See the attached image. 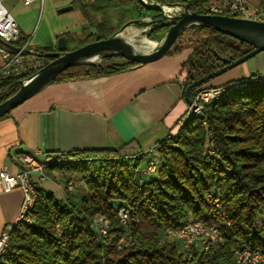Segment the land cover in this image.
Masks as SVG:
<instances>
[{
    "label": "trees",
    "instance_id": "1",
    "mask_svg": "<svg viewBox=\"0 0 264 264\" xmlns=\"http://www.w3.org/2000/svg\"><path fill=\"white\" fill-rule=\"evenodd\" d=\"M156 1L210 13V0ZM83 7L92 31L80 39L79 34L70 35L75 47L120 31L147 10L139 0H92ZM91 11L99 21L93 20ZM157 17L152 29L156 36L172 25L167 17ZM189 43L185 88L215 70L219 55L235 59L251 49L212 30L201 31ZM50 52L44 48L38 55ZM115 59L124 60L107 54L104 64L71 66L61 80L111 76L135 64ZM215 78L193 89L192 99L199 88L214 86ZM1 83L7 90L20 87L13 79ZM202 113L184 119L176 133L158 144L161 164L154 178L142 171L149 161L137 141L116 149L51 155L46 174L59 173L66 189L72 180L78 184L63 196L37 187L40 200L31 213L32 222H19L10 231L0 264H226L237 249L264 247V83L247 82L205 103ZM121 208L129 211L125 223L119 217ZM97 217L104 218L106 235L94 229ZM195 220L217 224L222 239L208 250H185L166 238L168 229Z\"/></svg>",
    "mask_w": 264,
    "mask_h": 264
},
{
    "label": "crops",
    "instance_id": "2",
    "mask_svg": "<svg viewBox=\"0 0 264 264\" xmlns=\"http://www.w3.org/2000/svg\"><path fill=\"white\" fill-rule=\"evenodd\" d=\"M73 1L44 0L42 3L36 0L25 4L23 0H2V3L19 25V44L30 38V47L38 55L44 48L56 51L58 38L62 35L67 39L68 47H75L70 35L79 34L82 28L77 32L66 30L60 18L63 12L58 11L67 5L74 8ZM247 1L259 6L257 0ZM42 8L43 21L36 28L37 14ZM181 45L184 46V42ZM181 49L159 61L141 65L135 76L113 92L102 96L59 92L34 97L1 117L0 171L7 165L14 172L20 171L24 154H31L46 165L51 161V155L58 152L116 149L130 141H137L145 159L149 154V160H156L159 166L161 158L158 161L153 157L155 150L161 157L158 144L176 133L178 122L190 107L184 95L186 50ZM262 74L264 51L219 75L211 83L221 85ZM44 172L45 169L42 173H31L36 186L57 194L59 190L52 186ZM22 201L20 189L4 192L0 185V236L14 226Z\"/></svg>",
    "mask_w": 264,
    "mask_h": 264
},
{
    "label": "water",
    "instance_id": "3",
    "mask_svg": "<svg viewBox=\"0 0 264 264\" xmlns=\"http://www.w3.org/2000/svg\"><path fill=\"white\" fill-rule=\"evenodd\" d=\"M139 1L147 10L159 12L160 15L173 20L171 27L165 33L163 43L152 50L141 51L138 48L140 45L125 34L124 29L127 25L116 33L96 37L71 49L68 47L66 37L62 35L58 38L56 51L39 54L40 57L51 58V61L45 63L33 73L28 81H20L18 90L0 101V118L29 102L53 80H59L69 67L77 64H93L85 61L86 58L92 56L103 58L107 54H115L137 65L153 63L176 51L183 43L184 35L194 26H197L201 31L212 30L230 35L238 41L248 44L251 49L235 59L219 55L218 60L221 61L222 66L193 81L186 87L184 95L189 105H193L191 97L193 89L264 51V20L224 14H200L189 10L185 5H175L182 7V11L169 15L166 8L174 5L152 3L146 0ZM72 8L73 5L64 6L58 11L65 12ZM143 20L145 19H139V21ZM135 21L138 20H134L129 24H133ZM0 42L8 48L17 50L16 46L6 43L2 39H0ZM189 55L187 54L185 57L188 58ZM198 114L203 116L202 112Z\"/></svg>",
    "mask_w": 264,
    "mask_h": 264
},
{
    "label": "built area",
    "instance_id": "4",
    "mask_svg": "<svg viewBox=\"0 0 264 264\" xmlns=\"http://www.w3.org/2000/svg\"><path fill=\"white\" fill-rule=\"evenodd\" d=\"M34 1L36 0H23L25 4H31ZM40 1L42 3L44 2V0ZM210 2L211 3L208 6L210 13L224 15L239 13L240 17L264 20V0H257L259 3L258 7L254 6L247 0H210ZM166 10L167 14L173 15L180 13L182 7L171 6L169 8L167 7ZM171 10H174L176 13H171ZM143 21L148 23L146 26L149 27V33L157 24V17L156 15H153ZM143 21H140L138 24L142 25ZM168 22L172 23L173 20L168 18ZM200 32L201 30L197 26L191 27L184 35L183 42L196 37ZM20 37V28L16 19L4 6L2 0H0V39L17 47V50H13L4 44L0 45V54L3 58V64L0 68V101L18 90H5L7 85L3 86L1 80L13 79L26 82L33 73L44 65L41 58L36 55V51L30 47V38L19 44ZM260 78H264V74L232 82H234V84H240L245 81H259ZM223 87H226V83L199 88L193 98V105H190L188 111H202L204 104L211 102L216 91ZM2 88H4V91ZM147 168L148 174H153L154 161L151 160ZM44 169V163L38 162L31 154H24L22 156V169L20 171L14 172L8 165L4 166L0 171V185L2 191L9 192L14 189H20L23 193V201L17 217H22V206L29 201V194H31L32 191H38L31 173L34 171L42 173ZM71 187L72 183L70 182L69 188ZM128 215L129 211L126 208L120 209V219H127ZM25 220L27 219L25 218ZM209 225L210 224L203 220H196L195 224L187 223L183 225V227L168 229L165 236L175 239L185 249L186 246H194L195 233H202L203 242H205V250H208L211 245L222 239L212 237L209 233ZM94 226L97 229L99 224L94 223ZM4 234L5 231L0 236V249L5 246ZM106 234L107 233L104 230V234L102 235ZM229 264H264V251L254 250L237 252V260H233Z\"/></svg>",
    "mask_w": 264,
    "mask_h": 264
},
{
    "label": "bare ground",
    "instance_id": "5",
    "mask_svg": "<svg viewBox=\"0 0 264 264\" xmlns=\"http://www.w3.org/2000/svg\"><path fill=\"white\" fill-rule=\"evenodd\" d=\"M149 27L148 26H142L140 24H129L125 29L124 32L126 35H128L133 41L141 44L140 47L145 48L147 50H152L156 47H158L161 43L164 42V36H148L146 33H148ZM205 31V30H204ZM190 50L187 49L185 51V55L189 54ZM85 61L92 62L94 64H104L105 61L99 57V56H92L89 58H86ZM141 67L140 65L133 66L131 68H128L126 72L123 73H117L114 75H111L109 77H103L100 79H80V80H74L71 82L63 83L59 80H53L49 84H47L35 97L42 98L47 96L48 94L52 93H76L78 95H85V94H92V95H105L107 93L113 92L119 88H121L124 84H126L133 76L136 75L140 71ZM247 82H261L264 83V78H260L259 81H245L244 83L240 84H234V82H227L226 87L220 88L216 91V93L213 95L212 100L217 99L219 97L224 96L225 94L240 88ZM202 111H188L182 120L187 119L191 117L193 113H199ZM46 167V165H45ZM157 164L154 161V169L153 173H156ZM146 173H148V168L146 169ZM154 175V174H153ZM40 200V192L38 191H32L31 194H29V201L22 206V217H17L15 224L11 229L5 231L4 234V241L5 246L0 249V256L5 252V249L8 245L9 241V234L10 231L19 223V222H32L31 213L34 210L36 203ZM25 218L27 220H25ZM123 223L127 221V219H120ZM195 221L189 222L188 224H195ZM94 223H98L99 227L94 226V229L101 234H104V230L107 233V224L105 220H95ZM183 227V226H181ZM209 233L212 235V237L215 238H222L219 233V226L217 224H210L209 225ZM192 247H200L205 250V242H203V234L202 233H195L194 238V246H186L185 250L190 249ZM264 251V247H245L237 249L234 253L233 260H237V252H248V251ZM191 255V254H189ZM229 264V263H226Z\"/></svg>",
    "mask_w": 264,
    "mask_h": 264
},
{
    "label": "rangeland",
    "instance_id": "6",
    "mask_svg": "<svg viewBox=\"0 0 264 264\" xmlns=\"http://www.w3.org/2000/svg\"><path fill=\"white\" fill-rule=\"evenodd\" d=\"M89 1H92V0H74L73 2L75 3V5H74V8L72 9V10H68V11H65V12H63V13H61L60 14V18L62 19V23L64 24V26L65 27H67L66 28V30H68V31H79L81 28H82V30H81V32H82V34L80 35V33H79V35L77 36V38H85V36L86 35H88V34H90V32L92 31V28H90V25H89V20H88V18H86V14H85V11H84V4H86L87 2H89ZM121 1H125V0H121ZM146 1H148V2H152V3H156L157 1L156 0H146ZM164 5H167V4H164ZM67 6H69V5H67ZM175 6V5H174ZM169 7H171V6H168V8ZM91 13V16H92V18H93V20L95 21V22H97V21H99V15L97 14V13H95L94 11H91L90 12ZM170 13V12H169ZM171 13H176L174 10H171ZM157 14H159V12H155V11H150V10H145L143 13H142V18H144V19H146V18H150V17H152L153 15H157ZM43 16H44V8H42V11H41V13H38L37 14V21H36V28L40 25V23L43 21ZM132 22V21H131ZM129 23L130 22H128V24H126L127 26L129 25ZM135 23L136 24H138V23H140V21L138 20L137 22L135 21ZM135 23H133V24H135ZM148 23H146L145 21H143V23H142V26H146ZM86 28V29H83V28ZM37 30V29H36ZM65 32H67V31H65ZM165 33H166V31L165 32H163V33H161L160 35H158V37H160V36H165ZM148 36H156V35H153L152 34V30L149 32V33H146ZM203 34H204V32H203ZM191 40V39H190ZM189 40V41H190ZM78 40H76V42H77ZM189 41H185L184 42V46L182 47L184 50H187L189 47H191V44L189 43ZM75 44V43H74ZM136 44H138V45H141V44H139V43H137L136 42ZM236 44H238L239 45V42H236ZM0 45H2V44H0ZM187 47V48H186ZM141 51H146L147 49H145V48H142V47H138ZM246 47L244 46L243 47V49H245ZM182 50V49H181ZM190 54V53H189ZM190 56V55H189ZM2 59V56H1V54H0V62L2 61L3 62V59ZM103 60H104V57L102 58ZM188 59V58H187ZM187 59H186V61H187ZM114 62H116V63H119V62H124L125 60H119V59H115V60H113ZM3 64V63H2ZM187 63L185 62V65H184V67H183V73H184V77L186 78V82H187V76H188V66L186 65ZM218 64L220 65L221 64V62L220 61H218ZM137 64H130V65H127V66H125V67H123L122 69H119V70H117L114 74H117V73H123V72H126L127 71V69L128 68H131V67H133V66H136ZM141 66V65H140ZM217 68V67H216ZM114 74H112V75H114ZM103 77H109V76H97V77H93V78H90V79H94V80H96V79H100V78H103ZM62 78V77H61ZM61 78L59 79V81L60 82H63V83H67V82H71V81H69V80H61ZM74 81V80H73ZM193 115V114H192ZM191 115V116H192ZM199 115V114H198ZM182 121L183 120H181L180 122H178V128H179V126L181 125V123H182ZM178 128L176 129V131L178 130ZM155 159H158V161H160V157H159V154H158V152H156V150H155V153H154V156H153ZM147 160H149V154H148V156L146 157V159H145V161H147ZM155 161L156 162V164H157V169H158V163H157V161L156 160H153V159H150L149 160V163H150V161ZM148 167V166H147ZM147 167L146 168H144L142 171L144 172V173H146V169H147ZM157 169H156V173H157ZM156 173H153V174H155V175H153V178L155 177V176H157V174ZM44 174H45V176L47 177V180H49L50 181V183L52 184V186H54L57 190H59L58 192H57V194H59V195H61V196H63V195H65V193H66V191L67 190H74L75 189V187L77 186V184H78V182L76 181V180H72V187L71 188H68V189H66V184L63 182V181H61V179H60V175H59V173H56V174H54L53 176L51 175H48V174H46V171L44 172ZM146 174H148V173H146ZM68 187H69V184H68ZM263 219V217L262 218H260V220H259V222L261 221ZM95 220H103L104 221V218L103 217H97ZM168 240H170V241H176L175 239H172V238H169V237H166Z\"/></svg>",
    "mask_w": 264,
    "mask_h": 264
},
{
    "label": "flooded vegetation",
    "instance_id": "7",
    "mask_svg": "<svg viewBox=\"0 0 264 264\" xmlns=\"http://www.w3.org/2000/svg\"><path fill=\"white\" fill-rule=\"evenodd\" d=\"M52 52H54V51H52ZM41 59L43 60V63L45 64V63H46V60H47V58L41 57ZM220 66H222V63H221L220 65H218V67H220ZM218 67H217V68H218Z\"/></svg>",
    "mask_w": 264,
    "mask_h": 264
}]
</instances>
